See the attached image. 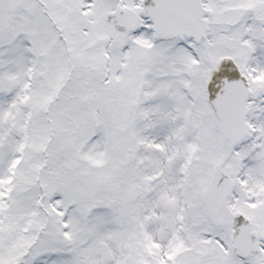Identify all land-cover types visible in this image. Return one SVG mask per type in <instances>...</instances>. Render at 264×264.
I'll list each match as a JSON object with an SVG mask.
<instances>
[{"label":"snow or ice","instance_id":"snow-or-ice-1","mask_svg":"<svg viewBox=\"0 0 264 264\" xmlns=\"http://www.w3.org/2000/svg\"><path fill=\"white\" fill-rule=\"evenodd\" d=\"M0 264H264V0H0Z\"/></svg>","mask_w":264,"mask_h":264}]
</instances>
